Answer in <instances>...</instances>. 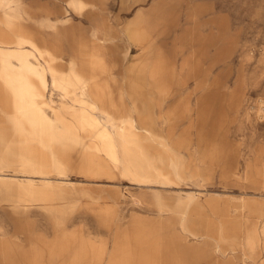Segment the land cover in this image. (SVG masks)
<instances>
[{
	"label": "rangeland",
	"instance_id": "1",
	"mask_svg": "<svg viewBox=\"0 0 264 264\" xmlns=\"http://www.w3.org/2000/svg\"><path fill=\"white\" fill-rule=\"evenodd\" d=\"M0 264H264V0H0Z\"/></svg>",
	"mask_w": 264,
	"mask_h": 264
},
{
	"label": "crops",
	"instance_id": "2",
	"mask_svg": "<svg viewBox=\"0 0 264 264\" xmlns=\"http://www.w3.org/2000/svg\"><path fill=\"white\" fill-rule=\"evenodd\" d=\"M1 1H3V0H1ZM6 10V9H5Z\"/></svg>",
	"mask_w": 264,
	"mask_h": 264
}]
</instances>
